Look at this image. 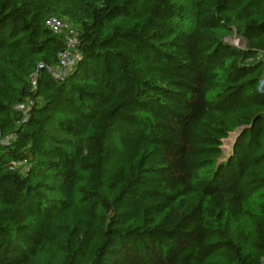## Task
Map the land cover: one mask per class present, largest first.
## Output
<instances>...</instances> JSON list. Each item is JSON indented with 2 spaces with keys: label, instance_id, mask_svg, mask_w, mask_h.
<instances>
[{
  "label": "trees",
  "instance_id": "trees-1",
  "mask_svg": "<svg viewBox=\"0 0 264 264\" xmlns=\"http://www.w3.org/2000/svg\"><path fill=\"white\" fill-rule=\"evenodd\" d=\"M262 82L264 0H0V264H264Z\"/></svg>",
  "mask_w": 264,
  "mask_h": 264
},
{
  "label": "built area",
  "instance_id": "built-area-1",
  "mask_svg": "<svg viewBox=\"0 0 264 264\" xmlns=\"http://www.w3.org/2000/svg\"><path fill=\"white\" fill-rule=\"evenodd\" d=\"M46 24L53 33L63 34L64 36V48L58 53V64L50 69L52 76L59 77L73 64L75 57L73 51L77 38L70 25L56 17H50ZM19 108H22V106H19Z\"/></svg>",
  "mask_w": 264,
  "mask_h": 264
},
{
  "label": "rangeland",
  "instance_id": "rangeland-1",
  "mask_svg": "<svg viewBox=\"0 0 264 264\" xmlns=\"http://www.w3.org/2000/svg\"><path fill=\"white\" fill-rule=\"evenodd\" d=\"M231 41H232L233 44H235V45H237L238 47H240V42H239L238 40H236V39H232ZM232 137H233V136H232ZM231 139H232V138H230V140H231ZM228 143H229V141L226 142V144H225V148H226V149H228V145H229Z\"/></svg>",
  "mask_w": 264,
  "mask_h": 264
},
{
  "label": "water",
  "instance_id": "water-1",
  "mask_svg": "<svg viewBox=\"0 0 264 264\" xmlns=\"http://www.w3.org/2000/svg\"><path fill=\"white\" fill-rule=\"evenodd\" d=\"M259 90L261 92H264V82H262L261 85L259 86Z\"/></svg>",
  "mask_w": 264,
  "mask_h": 264
}]
</instances>
